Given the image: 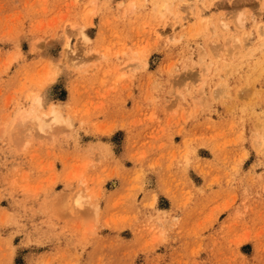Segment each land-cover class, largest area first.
Listing matches in <instances>:
<instances>
[{
    "label": "rangeland",
    "instance_id": "obj_1",
    "mask_svg": "<svg viewBox=\"0 0 264 264\" xmlns=\"http://www.w3.org/2000/svg\"><path fill=\"white\" fill-rule=\"evenodd\" d=\"M0 264H264V0H0Z\"/></svg>",
    "mask_w": 264,
    "mask_h": 264
},
{
    "label": "bare ground",
    "instance_id": "obj_2",
    "mask_svg": "<svg viewBox=\"0 0 264 264\" xmlns=\"http://www.w3.org/2000/svg\"><path fill=\"white\" fill-rule=\"evenodd\" d=\"M192 3H193V2H192ZM166 5H168V4H166ZM195 5H196V4H195ZM184 7H185V6H184ZM167 8H168V6H167ZM184 9H185V8H184ZM166 10H167V9H166ZM205 10H206V9H205ZM198 11H199V10H198ZM198 11H197V12H198ZM192 12H193V10H192ZM204 12L206 13V11H204ZM204 12H201V10H200V13L203 14ZM192 14H193V13H192ZM198 16H199V15H198ZM206 16H207V15H206ZM206 16H204V18H205ZM196 17H197V16H196ZM200 17H201V15H200ZM180 21H181V20H180ZM176 23H177V22H176ZM177 24H178V23H177ZM179 26H180V25H179ZM38 100H39V99H37V101H38ZM37 101H36V102H37ZM38 103H39V101H38ZM35 105H36V104H35ZM37 106H38V105H37ZM53 106H54V105H53ZM53 106H52V107H53ZM33 107H34V106H33ZM34 109H35V108H34ZM49 110H50V107H49ZM32 111H33V113H34V110H32V109H31L29 112L31 113ZM49 113H51V116H52V114L55 115V116H56V115L58 116V112H57V110L54 109V107L51 108V110H50ZM29 115H30V114H29ZM47 116H48V114H47ZM49 116H50V114H49ZM51 116H50V117H51ZM37 121L39 122V124L42 123V122H41L42 119H40V118H37Z\"/></svg>",
    "mask_w": 264,
    "mask_h": 264
}]
</instances>
